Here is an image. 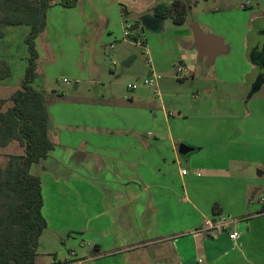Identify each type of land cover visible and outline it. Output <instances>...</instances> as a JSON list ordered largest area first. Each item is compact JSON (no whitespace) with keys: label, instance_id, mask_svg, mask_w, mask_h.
Segmentation results:
<instances>
[{"label":"crops","instance_id":"0c3cea01","mask_svg":"<svg viewBox=\"0 0 264 264\" xmlns=\"http://www.w3.org/2000/svg\"><path fill=\"white\" fill-rule=\"evenodd\" d=\"M62 1L50 9L46 31L36 42L39 55L40 45L48 55L54 51L53 66L65 54L62 66L68 80L63 82L72 84L47 89L38 82L33 85L49 96L55 145L48 158L30 170L42 181L48 223L37 264L45 256L39 253L45 235L56 245L63 240L65 248L78 242L64 259L73 264H264V208L259 202L264 197V107L244 109L241 100L230 107L223 99L214 104L209 102L214 89L203 92L204 102L199 101L200 91L192 98L159 94L160 105L142 92L121 94V77H115L114 69L119 64L131 67L135 58L125 56L126 46L133 43L125 38L126 27L133 26L137 37L145 36L141 18L155 16L154 7L178 0H78L73 8L63 7ZM180 1L189 6L188 14L218 17L241 10L252 15L250 23L264 18L261 0H255L257 7L244 1L236 6L231 0H210L219 5L215 7L209 0ZM250 23L235 46L224 40L238 57L236 79L230 81L240 86L246 85L254 66L248 59ZM190 25L187 15L174 49L180 57L198 59ZM198 25L214 34L208 28L217 24L207 25L208 31ZM145 48L150 54L146 43ZM108 50L118 61L112 60L109 69L103 57ZM198 63L205 77L216 72L215 82L229 81L220 78L214 64L206 70L205 60ZM163 64L157 61L152 72H162ZM10 68V77L0 81L5 111L14 107L11 97L22 85L11 81ZM263 87L254 95L251 91L248 100ZM181 144L193 151L182 156ZM24 153L21 144L13 142L0 150V164L6 167L9 155ZM183 169L188 175L181 174ZM221 217L237 222L221 235L199 233L206 220ZM233 233H238L236 240L230 239ZM86 248H92L89 255L78 252Z\"/></svg>","mask_w":264,"mask_h":264},{"label":"trees","instance_id":"16d2710c","mask_svg":"<svg viewBox=\"0 0 264 264\" xmlns=\"http://www.w3.org/2000/svg\"><path fill=\"white\" fill-rule=\"evenodd\" d=\"M57 4L58 0H0V39L5 36V28H30L25 38L28 67L21 88L11 97L14 107L5 111L7 100L0 99V150L13 142H19L25 150L24 155H9L6 167L0 164V264H37L40 238L48 227L43 215L42 181L30 170L33 164L48 158L55 145L50 135L49 96L33 85L40 59L36 42L46 31L50 9ZM77 4L78 0L60 2L65 8ZM188 9L185 2L178 0L170 6H156L153 12L156 17L183 25ZM248 59L252 62L250 49ZM10 75V66L0 60V81ZM72 263L65 260L54 264Z\"/></svg>","mask_w":264,"mask_h":264},{"label":"rangeland","instance_id":"374dc122","mask_svg":"<svg viewBox=\"0 0 264 264\" xmlns=\"http://www.w3.org/2000/svg\"><path fill=\"white\" fill-rule=\"evenodd\" d=\"M231 1L236 6L238 3H241V1H244V4H249L253 7H257L259 5L255 0ZM261 1L264 2V0ZM208 3V5L211 7L219 6L214 1L209 0ZM251 17V14L241 10L240 12H238L237 10H231L229 11V13H225L224 15L218 17L206 16L203 13L201 14V12L193 11L188 14V22L189 25L202 23L206 31H208L209 29L214 34L218 33L216 35L223 38V40H225V42L229 46H231L232 44L235 46L236 43H238L239 39L237 36H239L240 32H245V25H249ZM214 23H216L217 25L211 26L208 29L205 28L207 25H213ZM255 24L256 21L254 23H250V26L252 25L251 30L255 28ZM180 28L181 27L175 24L172 19L168 18L166 19L165 25L162 27L160 32L153 33L151 31L145 30V36H141V39L145 41L150 54L142 52V50L133 41V43H131L129 47L126 46L127 52L125 53V56L130 57L131 55H133L129 59H133V57L135 58L132 62L131 67L126 68V66L124 67L120 64L116 68L114 67V71L116 73L115 77H121L119 87V92L121 94H127L128 97L132 96L134 93L142 92L147 97L150 96V99L153 103L160 105L162 97H159L158 94H161L163 96L167 93H175L186 98H192L193 95L200 91L199 101L204 102V100H207L206 96H204V93L206 91H211V89H214L215 93L213 95V98L209 101L214 104H220V102H222L221 99H223L225 102L230 103L228 104V107H230L232 103H235V101L241 100L240 106L244 109H247L248 107L251 109L255 107H264V87L261 91L257 92V94L251 100H248L250 97L253 80L255 79L254 74L257 73V71L255 70L256 68L254 69V66L250 67V74L245 80L246 85H236V83L230 81V79H236L238 70V57L236 53L229 52L227 55L218 57L213 65V68L219 70L220 78H224L229 81L225 83H219L218 81L215 82L212 78L216 74V72L213 73V76L211 74V76L207 75L210 77H205L206 75L204 74V71L201 72V69L199 68L200 65L197 58H190L186 54L180 57V54L175 51V41L182 36L180 31H182L183 29ZM5 32L6 38L1 41L2 43H0V55L2 54V56L6 57L9 60L10 67H12L11 81L14 84H22L26 74V69L28 67L29 51L25 42V38L30 33V28L27 26H13L8 27ZM249 35H251V31ZM64 42L65 41H62V43ZM181 44L182 42H180V45ZM41 47L44 48V46L40 45V52L42 53V56L40 55V59L38 62L37 75L39 76H37L38 79H36V82H38V84H42V89L71 86V83L66 84L63 82L65 78L68 80V72L62 66V64L65 63V54L59 56L58 63L56 64V66H53L54 59L52 55L55 54L54 51L50 52L51 55H48V53L43 51ZM182 49H185L184 44L182 45ZM151 50L155 51L158 56H152ZM105 53L106 55H103V57L107 64V69L113 67L112 60L116 61V63L118 64V61L116 59L114 60L109 50L105 51ZM159 54H162V56H159ZM68 56L72 58L70 47L68 49ZM150 59L151 62H149ZM160 60L165 62V66L163 64V69L167 68L168 70L164 71V73L163 69L160 73L157 71V73L154 72L155 70L153 71L154 73L161 75V81H159L158 86L151 88L145 84V79H147L153 73L152 69L153 67H155V63ZM182 62L184 63V65L181 64ZM180 68H183V72L181 73L179 72ZM209 69L210 67H206V70ZM215 87H218L217 91L215 90ZM258 89L254 90L257 91ZM255 91L254 93H251V95H254ZM234 105L238 104L235 103ZM168 107L169 109H171V104H168ZM171 112L174 113V116H177L175 110H172ZM159 116H162L161 112L159 113ZM50 239L51 237L49 235H45L42 243L43 245L39 249V253L46 256L41 257V264H54L55 258L53 257L55 256L57 257V259H63L62 262H64L65 257L70 256V247L75 248L76 246H78L77 242V244L65 248V246H63V240L57 242L56 245L50 242ZM90 249L92 248H86L85 250L80 249L78 250V252L80 254L83 253L84 255H89L92 252V250ZM48 252H51L52 254L49 255L50 253L47 254Z\"/></svg>","mask_w":264,"mask_h":264},{"label":"water","instance_id":"95a60500","mask_svg":"<svg viewBox=\"0 0 264 264\" xmlns=\"http://www.w3.org/2000/svg\"><path fill=\"white\" fill-rule=\"evenodd\" d=\"M141 23L148 31L157 33L162 29L163 19L156 16L145 15L141 18ZM256 26L264 29V18L257 20ZM191 29L194 36V48L198 53V59L200 62L205 60L206 67H211L218 57L229 52L223 38L204 32L198 24H194ZM192 151L193 149L186 144L180 145L179 152L182 156H186Z\"/></svg>","mask_w":264,"mask_h":264},{"label":"built area","instance_id":"2783aa9c","mask_svg":"<svg viewBox=\"0 0 264 264\" xmlns=\"http://www.w3.org/2000/svg\"><path fill=\"white\" fill-rule=\"evenodd\" d=\"M125 38L126 39H130L131 41H133L141 50L142 52L146 53V48H145V41L143 39H141L140 37H137L134 34V30H133V26H127L125 29ZM179 72H183V68L179 69ZM161 80V75H158L156 73H152L146 80H145V84L151 88L156 87L158 82ZM135 88V87H133ZM159 96V94H158ZM181 174L183 176L188 175V171L186 169H183L181 171ZM201 174H198V176H200ZM260 204L263 206L264 208V197H262L260 199ZM264 213V212H263ZM236 220L233 219H228L225 217H221L218 220H211L208 219L205 221L204 227L203 229L199 232L200 234H216V235H221L224 234L226 232H228L231 229L232 224L236 223ZM238 238V233H233L230 234V239L231 240H236Z\"/></svg>","mask_w":264,"mask_h":264},{"label":"flooded vegetation","instance_id":"af4514ba","mask_svg":"<svg viewBox=\"0 0 264 264\" xmlns=\"http://www.w3.org/2000/svg\"><path fill=\"white\" fill-rule=\"evenodd\" d=\"M252 31V39H249V49L252 54V64L254 65V69L256 68L257 75L254 74L255 79L251 91L258 89L264 83V29L257 27L255 24V28Z\"/></svg>","mask_w":264,"mask_h":264}]
</instances>
